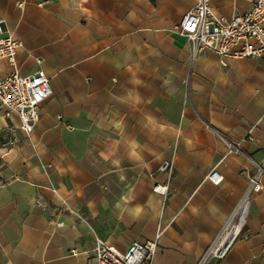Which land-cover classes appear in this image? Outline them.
Segmentation results:
<instances>
[{"label": "crops", "instance_id": "0c3cea01", "mask_svg": "<svg viewBox=\"0 0 264 264\" xmlns=\"http://www.w3.org/2000/svg\"><path fill=\"white\" fill-rule=\"evenodd\" d=\"M253 1L211 9L230 18ZM197 3L0 0V38L20 42L16 69H42L52 89L29 136L0 113V264H96V239L125 251L158 233L152 264H196L244 202L212 264H264V178L248 193L264 165V63L192 60L174 27ZM165 183L166 197L153 192Z\"/></svg>", "mask_w": 264, "mask_h": 264}, {"label": "built area", "instance_id": "2783aa9c", "mask_svg": "<svg viewBox=\"0 0 264 264\" xmlns=\"http://www.w3.org/2000/svg\"><path fill=\"white\" fill-rule=\"evenodd\" d=\"M211 1L198 0L197 5L185 13L174 27L189 44L191 59L195 60L201 53L212 52L219 57L221 66H225L230 58L257 57L264 63V0H254L246 12L236 13L230 18L213 13ZM19 47L20 42L10 35L0 38V60H6L11 67L8 72L0 70V113L6 118L16 117L20 131L29 136L40 120L42 104L52 96V89L50 80L42 69L25 76L18 72L16 58ZM37 62L40 60L37 59ZM226 146L229 152H238L231 143H226ZM255 165L259 171L248 177V193L263 189L264 165ZM170 169L169 161H164L159 166V171L162 172H169ZM206 179L217 185L223 178L213 169ZM152 190L166 197L169 185L154 184ZM37 204L42 205L40 201ZM159 236L160 233L154 240L133 241L125 251H119L113 245L96 239V264H152ZM236 236L237 234L225 243H220L222 236L217 238L196 264H212L222 260ZM71 253L76 254V251L71 250Z\"/></svg>", "mask_w": 264, "mask_h": 264}, {"label": "bare ground", "instance_id": "6f19581e", "mask_svg": "<svg viewBox=\"0 0 264 264\" xmlns=\"http://www.w3.org/2000/svg\"><path fill=\"white\" fill-rule=\"evenodd\" d=\"M245 210H246V202L243 203V205L241 206V209L239 211V215L238 217V221H236V223H229V225H227L225 227V229L222 232V237L220 239V243H225L227 241H230L232 239V237L237 234V232H239V230L241 229L243 222H244V216H245ZM237 212V211H236ZM234 220V219H233Z\"/></svg>", "mask_w": 264, "mask_h": 264}, {"label": "rangeland", "instance_id": "374dc122", "mask_svg": "<svg viewBox=\"0 0 264 264\" xmlns=\"http://www.w3.org/2000/svg\"><path fill=\"white\" fill-rule=\"evenodd\" d=\"M5 168H6V167L3 166V165L0 163V173H1V171L4 170ZM0 179H1V176H0ZM236 221H238V218H236ZM236 221H235V222H232V223L234 224V223H236Z\"/></svg>", "mask_w": 264, "mask_h": 264}, {"label": "trees", "instance_id": "16d2710c", "mask_svg": "<svg viewBox=\"0 0 264 264\" xmlns=\"http://www.w3.org/2000/svg\"><path fill=\"white\" fill-rule=\"evenodd\" d=\"M153 3H155V0H151Z\"/></svg>", "mask_w": 264, "mask_h": 264}]
</instances>
